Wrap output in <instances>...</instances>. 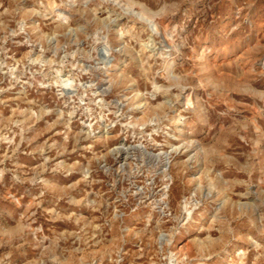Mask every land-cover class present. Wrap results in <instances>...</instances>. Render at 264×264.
I'll return each instance as SVG.
<instances>
[{"label": "rangeland", "instance_id": "374dc122", "mask_svg": "<svg viewBox=\"0 0 264 264\" xmlns=\"http://www.w3.org/2000/svg\"><path fill=\"white\" fill-rule=\"evenodd\" d=\"M0 264H264V0H0Z\"/></svg>", "mask_w": 264, "mask_h": 264}, {"label": "bare ground", "instance_id": "6f19581e", "mask_svg": "<svg viewBox=\"0 0 264 264\" xmlns=\"http://www.w3.org/2000/svg\"><path fill=\"white\" fill-rule=\"evenodd\" d=\"M194 156H196V155H194ZM196 159H197V160H196V162H198L199 160H198V158H197V157H196Z\"/></svg>", "mask_w": 264, "mask_h": 264}]
</instances>
